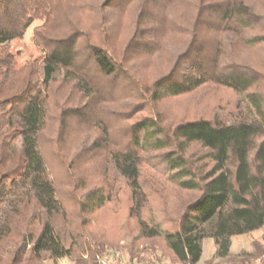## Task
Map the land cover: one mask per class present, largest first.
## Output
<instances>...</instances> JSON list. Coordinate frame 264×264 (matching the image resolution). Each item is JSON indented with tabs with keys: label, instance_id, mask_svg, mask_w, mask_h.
<instances>
[{
	"label": "trees",
	"instance_id": "trees-1",
	"mask_svg": "<svg viewBox=\"0 0 264 264\" xmlns=\"http://www.w3.org/2000/svg\"><path fill=\"white\" fill-rule=\"evenodd\" d=\"M36 22L43 63L20 66ZM217 90L232 110L193 98ZM263 227L264 0H0V264H198L208 238L209 263L252 264L264 239L230 240Z\"/></svg>",
	"mask_w": 264,
	"mask_h": 264
},
{
	"label": "rangeland",
	"instance_id": "rangeland-1",
	"mask_svg": "<svg viewBox=\"0 0 264 264\" xmlns=\"http://www.w3.org/2000/svg\"><path fill=\"white\" fill-rule=\"evenodd\" d=\"M160 8H157V11ZM41 23L36 22L33 24L29 30L27 31L26 35L24 36L23 39H18L10 42L9 46L11 51L14 54H18V64L21 66L25 63H27L29 60H37L40 64L43 63V58H44V52L41 50L40 47L37 46L35 40H34V30L36 27L40 26ZM122 30V27H121ZM120 28L118 27L116 32L117 35L115 37V40L120 38ZM104 88H106V85L104 83L101 84ZM123 92V91H122ZM61 94V93H60ZM194 97L202 99L204 102L205 107H209L210 104L212 106H215L216 104H221L222 106L225 107L226 111L227 110H232L235 105H236V100L235 97L231 94V92L227 90H217L216 92L214 91H207L202 93L201 95H194ZM196 99V98H194ZM244 99V98H243ZM172 108L175 110L181 109L183 112L188 111L189 107H191L190 104H192V101L187 100V101H180V104L178 102L174 103L172 102ZM171 103V104H172ZM170 104V105H171ZM188 109V110H187ZM208 114L211 113V108L207 109ZM73 122V121H71ZM76 125L75 123H69L68 129L64 133L63 140H62V149H66V147L72 143L73 141V133L76 130ZM43 153L46 158V162L49 168L50 176L51 179L57 184L60 185L62 181L67 179V175L65 172V167L59 157L56 155L54 148L51 147V143L48 141H44L42 145ZM63 181V182H64ZM63 184V183H62ZM60 186H65L60 185ZM61 198L66 202V206L69 212L72 209L71 203L67 199H64L63 196ZM127 203L124 200V203L122 204V208H126ZM151 212V214H150ZM151 220L155 223H161L163 222L162 217L160 216L159 210H158V203L156 202L155 198L152 196L151 197V209L149 211ZM126 231V230H125ZM127 234V232H126ZM262 240L264 239V227L260 230L254 231L252 233L246 234V235H240V236H234L230 240V255L234 256H242L245 255L246 253L251 251V242L253 240ZM129 242V238L125 237V239L121 242L122 245L127 244ZM114 250H119L122 253V257L124 260L129 259L128 255L122 250V249H114ZM113 250V251H114ZM218 250V245L216 244L214 239L208 238L205 239L203 242V258H206L203 262V264H211L209 261L211 259H215L216 254ZM259 257V256H258ZM208 260V261H207ZM166 263H169L168 261H163ZM218 259L215 260L214 263L212 264H217ZM46 264H73V262L69 258H63L59 259L57 261H49Z\"/></svg>",
	"mask_w": 264,
	"mask_h": 264
},
{
	"label": "built area",
	"instance_id": "built-area-1",
	"mask_svg": "<svg viewBox=\"0 0 264 264\" xmlns=\"http://www.w3.org/2000/svg\"><path fill=\"white\" fill-rule=\"evenodd\" d=\"M100 264H145L143 262H131L130 260H124L122 253L119 250L111 251L106 257L100 260ZM158 264H169L166 262H161ZM253 264H264V255L257 257Z\"/></svg>",
	"mask_w": 264,
	"mask_h": 264
},
{
	"label": "crops",
	"instance_id": "crops-1",
	"mask_svg": "<svg viewBox=\"0 0 264 264\" xmlns=\"http://www.w3.org/2000/svg\"><path fill=\"white\" fill-rule=\"evenodd\" d=\"M205 259H207V257H206V258H203V256H202V259H201V261H200L198 264H203V263H204L203 261H204ZM207 261H208V260H207ZM252 264H253V263H252Z\"/></svg>",
	"mask_w": 264,
	"mask_h": 264
}]
</instances>
